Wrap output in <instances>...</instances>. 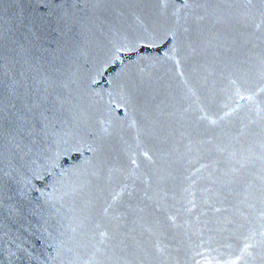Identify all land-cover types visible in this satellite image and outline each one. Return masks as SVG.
Instances as JSON below:
<instances>
[{
    "label": "water",
    "instance_id": "water-1",
    "mask_svg": "<svg viewBox=\"0 0 264 264\" xmlns=\"http://www.w3.org/2000/svg\"><path fill=\"white\" fill-rule=\"evenodd\" d=\"M0 264H264V0H0Z\"/></svg>",
    "mask_w": 264,
    "mask_h": 264
}]
</instances>
